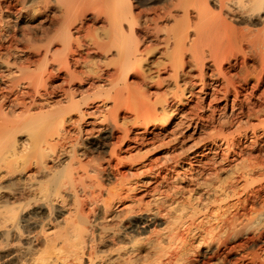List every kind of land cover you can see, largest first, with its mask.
Returning a JSON list of instances; mask_svg holds the SVG:
<instances>
[{
	"label": "bare ground",
	"instance_id": "bare-ground-1",
	"mask_svg": "<svg viewBox=\"0 0 264 264\" xmlns=\"http://www.w3.org/2000/svg\"><path fill=\"white\" fill-rule=\"evenodd\" d=\"M60 1H63V0H60ZM75 1H73V2H75ZM112 1H113L114 8H115V12H113V13H115L114 17L117 18L116 19L117 23H115V24H117V25H115L116 29H117V35H115L116 39L114 42H115V44H117L116 47H118V48H116V49L114 48V49L115 50L118 49L117 50L118 51L117 56H118L119 62H117L118 65L116 67H118V69L120 71L119 72L120 78L116 80L115 78H117V77H115L114 80H116V81L112 82V84H110V85H112L113 87L116 88V86L121 83L123 85V87L117 88V90L114 93V96H112L113 99H112V97L110 98L113 101L112 106L108 110V115L111 116L110 119L108 116L105 115V113H102L101 114L102 116H99L100 114L98 115L96 110H94L96 108H94L93 111L92 110L91 111L90 110L84 111L85 110L84 107H87L89 103L86 100V98L84 97V95L81 96V94H80L79 97H81V98H80V100L78 99L79 101L75 102V100H74V101H72V103L69 102L70 104H72L71 106L74 105V109H72V110L76 111L78 113V116L76 117L77 119L74 121H71L72 123L70 122L72 124V129H70V130L65 129V126L67 125L65 123V122H67L65 120V115L69 116L68 114L71 111L69 108L66 109V107H64L65 109L60 110L62 112V114H59L60 117H59V121L57 123L58 125L61 124L60 127L57 128L58 133H55V127H56L55 125H57V124H55V122L57 121V119L55 121V117L57 114L55 113V108H52V107L49 108L50 106L48 107L49 109H47L46 111L43 112V110L42 111L40 110L39 111L40 113L35 112L34 115L31 114L32 116H29L30 112H27L26 114H28V117L25 114L26 116H24V117H26V118H22V119H18V120L14 119V120H16L17 123L15 122L16 124L13 123V126H11L12 120H10L11 121V123H10V121L8 120L9 116L6 119L8 111L12 112V111H14L13 109H15V108H21L23 110L30 111L31 109L36 108V104L33 101L34 99L29 101L28 104L26 103L27 101L25 102L22 99L19 100V98H21V97L18 98L17 95H19V94H17L15 97H12V99H11L10 94H12V91H14V93L17 92V90L15 91L13 89L11 91V89H10L11 85L10 84H13L12 82L11 83L8 82L10 84L7 83L8 86L10 85V87H7L6 85H4V87L1 88L2 90L0 91V171L2 169H3V171L5 170L4 171L5 174L0 175V180L4 179V177H6V176L12 177L13 175L18 174V173H22V172L24 173V177L21 179V181H22L20 183L21 187L19 186L20 190L16 188V190H19L18 193L13 192L14 194H10L9 196H7L5 198H2V196L4 197L5 195H3V194H2V196L0 195V223L3 222V224L0 225V241H2V243L4 241V245L2 246V248H0V264H264V257H261V255L257 251V250L260 251L262 249L259 247V245H262V246L264 245V195H263L264 194V145L261 148V150L259 149L260 154L259 155L255 154V155H257L256 157L254 156V154H253V156H254L253 158H252V156L250 157V155L249 156L246 155L249 158L248 159L245 158L246 160L243 159V160H245V162L242 164L241 168L240 169L238 168L237 169L238 171L234 172L237 176L233 173V175H234L233 178H236V177L238 179L240 178L239 180H241V178H244L245 175L250 176L251 174H253V176H254L255 173L258 174V176L263 175V178L262 177L258 178V180L247 179L245 177L246 178L245 184L240 189L241 192H239L238 187H237V183L239 182V180H235L232 177L229 180H224L222 183H219V185H217L215 187H213L211 183H199V181L197 180L198 178L196 179V182H195L196 190H198L199 188L200 189L203 188V192H205L207 195L209 192H212L214 195H218V197H220L219 198L220 201L216 205L217 206L216 211L218 210L219 212L216 214L215 217H212V215L210 214L209 208L211 207V205L214 203V200H216V199L210 200V198L207 196L204 197V196H201V194H198V195L196 194L197 195L196 197H195V195H193L195 198L194 197L192 198L191 196L188 197L187 203H189L190 206H192V207L190 210H188L189 212H187V214H185L184 217H182V215L180 213L176 214V215L173 214L174 216L172 217V215L170 216V214L168 212L163 211L164 213L161 212L162 215H160V212H154L153 214L151 213V219H149V220L145 219L144 221L139 222V219L136 218L135 216H131V218H129V220H128L126 218V215H128V213L134 212V209H135L133 207V204L135 203V200H134L135 198H134V196H130L129 192L132 193V192H136V191L137 192L142 191L146 197L147 194H149L150 192H152L154 190L151 191V189H149V184H148L149 182L147 183L146 181L145 182L140 181V183H138V184H131L130 180L127 179V176L122 174V172H121L122 170H119L118 166H119V164L121 165V162H122L120 157H123V156L119 157L120 153H122L124 150L125 153L129 154L128 153L129 150H131L134 146L129 147L128 149H125V147H127L126 144L129 143V141H130L129 134H131V132L129 133V131L126 127L123 128V126H119L117 121H116L117 116H115L116 111H118V109L122 105H125L124 104L125 102H123V99H121V97H119V96L123 95V93H129V91L132 87V86L128 85L129 84L127 82L128 77H130L131 75H134V73H137V75L140 74L141 78H142L141 79L142 84H146L147 82L153 81V80H155V78L158 77V76L155 77L154 75L151 76L149 74L150 73L149 68L145 67V65H148L147 63H148L149 58L147 59V56H149L153 53V51H154L153 49L157 45H162L163 47H165V53H169V55L167 56L168 57L167 60L169 62V66H170L172 73H173L171 78L175 81L176 84H177L178 80L180 81V79H179L180 75H182V73H184L182 71V69L185 67L183 58L184 59L188 58V61L191 64H193L194 68L199 69L198 75L194 76L193 79L203 81L205 78V75L207 77V74H206L207 71H205V70L209 69V66L211 64L214 67H218L219 64L224 62L225 55H226L224 53H226V52H224L223 50L231 49L232 52H233V50H234V52H235V50L236 51L238 50L237 52H239V54H242L244 56L245 51H242L243 44H246L247 46H250L254 49H258L257 50V51H259V52H257L259 54V56H258L259 61L258 62L261 65V67H263L262 69L264 70V35H263L264 32L262 31L263 34H261L262 32L253 33L252 32L253 30L249 31L251 29L249 27H248L249 30L247 29V27H243L246 29H244L243 31L242 30L239 31V29L236 30L235 28H233L234 26L231 25V22L233 23V22L241 21L242 23L246 22V24L247 25L249 24V26H250L255 22V19L259 18V16L262 20H264V0H169L168 2H166V0H163L164 4L166 3V5L164 6L162 4L163 6L162 5L161 6L163 8H159L158 10H154L152 15H147L146 18H144L146 20L143 19L144 22L142 21V23L140 22L141 21V18H140L141 13H140V15H136V13L134 15V13H133L134 8H133L132 0H112ZM63 2H64L62 4L63 9L65 11H68L70 8V11H71V6L73 3L72 0H64ZM142 2H146V1H142ZM20 3H21V1H20ZM58 3H60V2H58ZM77 4H78V2H77ZM109 4H111V3H109ZM138 4H140V3H138ZM44 5H46V3H44ZM196 5L198 6V8ZM191 6H193V9L196 6V8L194 9L193 12L189 11V8ZM23 7L24 6H22V8ZM72 7H74V6H72ZM108 7H110V5ZM158 7H160V6H158ZM158 7H156V8H158ZM170 7L176 8L177 10L179 9L180 12H182V16H183V18L181 16L182 20H179L180 18H178V19L175 18L176 14L174 15L173 11L176 12V10H173ZM22 11H19V12H22ZM60 11H61V9H60ZM144 11H145V9H144ZM33 12H34V10H33ZM147 13H149V12H147ZM67 15H69V13ZM110 15H112L111 12H110ZM178 16H180V15L178 14ZM67 17H69V16H67ZM70 17H71V15H70ZM70 17H69V19H70ZM73 18L71 17L70 20H72ZM192 18L198 19L199 23L196 22L197 20L196 21L193 20L194 22L197 23V24H195L192 21ZM64 19H65V17H64ZM77 19L78 18H76V20ZM172 20L174 22V25H176V28H175V26H170L169 28H167L165 26L166 28L163 29L162 28L163 25H162V27H161V25L159 26V22L161 24L162 23L166 24V22L171 23ZM262 20H261V22H262ZM55 21H57V19ZM58 21H60V19ZM58 21L56 23H58ZM70 22H72V21H70ZM74 22H75V20H74ZM76 22H78V21H76ZM114 22H115V19H114ZM66 23L68 24V21ZM70 24H69V26H70ZM69 26L68 25L65 26L62 29V31L59 29L61 31V33H59L60 35H58V36L61 37L62 43L64 42L63 45L66 42L67 45L69 44L72 46V43L70 41H69V43H68V41H66L68 39V37L70 36L69 32L71 30H70ZM116 29H115V31L113 30V32H116ZM260 30H261V28H260ZM162 31L164 34L160 35V32L162 33ZM245 31H247V32H245ZM112 35L114 36V34H112ZM56 36L57 35H55V39H57V37H58V36L57 37ZM192 36H193V38H192ZM57 40H59V39H57ZM71 41H72V39H71ZM51 42H53V41H51ZM51 42H49V43H51ZM67 45L65 44L64 45L65 47L64 46L63 47L68 48ZM172 48H174L173 52H171ZM9 49H10V47H9ZM70 49H69V51H70ZM102 49H104V48H101V50ZM231 50H229V51H231ZM106 51H109V50H106ZM250 51L253 52V50H250ZM71 52L75 53V52H73V50ZM56 53H55V55H56ZM205 53H207V55H205ZM63 54H65V53H63ZM50 55L52 56L53 54L51 53ZM205 56L208 57L207 59H210V61H211V64H209L208 68L206 67V64H204L205 63L204 59L206 58ZM42 57H43V55H42ZM59 57L61 59L62 54H61V56L59 55ZM64 57H65V55H64ZM43 58H45V56ZM43 58H42V60H43ZM46 59H47V56H46L45 60ZM0 60H1V58H0ZM57 60H59V59H55V61H57ZM64 60L65 59H63V62L65 63ZM234 60H235V58H234ZM26 62H28V61H26ZM38 62H40V60ZM47 62H46V64H48ZM109 62L110 61H108L107 64H109ZM206 62H207V60H206ZM58 63H57V65H58ZM60 63H62V61ZM64 63H62V65ZM67 63H65V64H67ZM77 63H79V62H77ZM150 63H152V62H150ZM164 63H166V62H164ZM12 64H15V63H12ZM41 64H43V62ZM65 64H64V67L66 68L69 63L67 65H65ZM154 65L156 67H159L163 64L161 62H159V63H156ZM189 65H187V66H189ZM44 67H45V65H44ZM44 67H40V68L44 69ZM64 67H62V68H64ZM214 67H212V68H214ZM60 68H61V65H60ZM68 68H69V66L66 68L67 73H68ZM218 68H217V71H218ZM27 69H29L28 66H27ZM43 69H41V70H43ZM45 69H46V67H45ZM116 70H117V68H116ZM251 70H252L251 68L249 69L247 67V70H245L244 74L242 73L243 74L242 75L243 76L242 82H243V85L245 86V84H249V82L251 80H254L253 82H255L254 85L256 87L258 82L260 81V77H259V75L257 76V74H258L257 72H256L257 74L255 73L256 75H253L251 73L252 72ZM260 71H262V70H260ZM45 74H46V75H44L45 77L46 76L49 77L48 75L50 73L48 74V72H47ZM117 75H119V74H117ZM185 75H186V73H185ZM51 76H52V72H51ZM187 76L189 77V74ZM210 76H212V75H210ZM216 76H217V78H221L223 80L222 81L223 82L222 83L223 91L228 96L231 88L233 89V87H234L233 86L234 82L230 78L226 77V74L223 72V70L219 71L216 74ZM31 77H35V75L30 76V78ZM70 77L74 78L76 76H70ZM79 78H78V81H79ZM13 79H15V78H13ZM31 80H32V78H31ZM74 80H72V81H74ZM216 80H218V79H216ZM16 82H18V81H15V83ZM39 82H40V79H39L38 83H37V79H36L37 85H34V93L37 95L38 99L45 100L46 98L47 99L48 98L49 99L54 98L55 97V89L48 91V89H47L48 87L46 88V79L42 80L40 84H39ZM18 84L19 83H17V85ZM188 85H189V87H187L186 89H183L182 91H180L179 86H176V90H177L176 92L180 91L182 97L184 94H187V93L190 94V91H192V89H190V88H192L193 86L190 83ZM205 85H206V83H205ZM212 85L214 86V84H212ZM15 86H13V87H15ZM210 86H211V84H210ZM215 86H217V85H215ZM207 87H208V85H207ZM241 88H243V87H241ZM41 90H43V93L40 92ZM185 90L187 91L186 93H184ZM216 91H217V89H216ZM218 92H219V90H218ZM236 92H237V89H236ZM70 93L73 94L75 92H70ZM233 93H235V92H233ZM35 94H33V95H35ZM72 94H69V95L72 96ZM191 94H192V92H191ZM235 94H239V93H235ZM28 95L29 94H27L26 98H28ZM13 96H14V94H13ZM66 96H67V93H66ZM66 96H65V98H66ZM71 96H69V98ZM185 96L186 95H184V97ZM232 96L234 99L236 98V97H234V95H232ZM32 98H33V96H32ZM69 98L67 100H69ZM174 98H176L177 104L183 102V99L181 97H179L178 93L174 94ZM237 98H238V95H237ZM237 98H236V100H237ZM30 99H31V97H30ZM72 99H73V97H72ZM46 101H48V100H46ZM52 101H53V99H52ZM168 102H170V101H168ZM168 102L166 99H162V100L156 99L154 101H151L148 97L142 96L141 100L138 103L133 102V104H131V106H132V111L140 110L143 112H152V113L156 114L157 108L158 107H164L165 108V106L168 105L167 104ZM37 105H39V104H37ZM127 105H129V104H127ZM197 106H198V104H197ZM197 106H196V108H197ZM208 106H209V104H208ZM53 107H54V105H53ZM82 107L84 108V110L82 109ZM201 107H203V105L200 106L199 109H201ZM42 108H43V106H42ZM234 108H232V109H234ZM247 108L248 107H246V109ZM261 108H264V107H261ZM204 109L206 110L205 107H204ZM235 109H237V108H235ZM240 109H241V107H240ZM239 110H237V111H239ZM248 111H245V112H246V114L248 113V115H249ZM170 112H171V110H170ZM196 112H197V110H196ZM198 112H199V110H198ZM254 113L252 112L250 114L252 115ZM263 113H264V110H263ZM154 114H152L153 116H151L149 119L143 120V121H139L136 118L133 124H137V125L141 126V128L143 127L144 128L143 130H146L148 132V134L153 135L154 128L152 127L153 128L152 131H149V128L151 127V125H154V127H155V124H157L156 126H158V123H159ZM246 114H245V116H246ZM256 114H258V112H256ZM8 115H10V114H8ZM12 115L13 114L11 113L10 117ZM23 115H24V113H23ZM23 115H22V117H23ZM241 115L243 117L242 113H241ZM210 116H212V115H210ZM13 117L16 118L14 115H13ZM18 117L20 118L21 116H17V118ZM227 117H228V115H227ZM250 118L251 117H249V120H250ZM11 119H12V117H11ZM85 119H88V121L84 122ZM191 119H193V118H191ZM230 120H231V118H230ZM109 121H110L111 125L107 126V123H109ZM81 122L86 123V127L88 126L89 128L83 127L81 125ZM173 122H174V117L168 116L166 121L162 123L161 130L168 128L169 126H171V124ZM186 122H184L185 123L184 126H186L188 129V126L190 124H193V123H190L191 122L190 121L189 122L190 124H189L188 120ZM221 124H222V126L228 125V123H226V122L223 123L222 121H221ZM260 125H262V124H260ZM217 126H218V124H217ZM222 126L221 127L218 126V127H220L222 129ZM238 126H240V124ZM238 126H237V128H241ZM186 127L183 129H186ZM235 128H236V126H235ZM247 129H248V127H247ZM116 130L119 131L120 134L117 135L116 134L117 132H115ZM146 131H144V132H146ZM239 131L240 130L237 129L236 133L239 134ZM251 133H253V132H251ZM262 133H263V131H262ZM16 134H19V135L23 134L24 140H22V141L16 140V137L18 136ZM242 135H243V139L246 138V133H244ZM55 136H57L59 138L57 140L56 144H55ZM158 136L159 135H157V137ZM231 136H233V134H231ZM248 136H250V135H248ZM253 136H254V134H253ZM141 137H142V135H141ZM255 137H256V135L254 136V139H255ZM259 137H261V136H259ZM138 138H139V136H138ZM240 138H242V137H240ZM249 138L250 137H248V139ZM131 139H133V138H131ZM233 139H235V138H233ZM257 139H260V138H257ZM86 140H88V142H86ZM142 140H143V138H142ZM227 140L228 139H226V141ZM65 142H67L68 145H71V149L69 148L70 150L68 149L69 146H67L68 151H64L65 150L64 146H66ZM130 142L133 143L132 141H130ZM136 142L137 141H135L134 143H136ZM150 143H152V142H150ZM212 143H213L212 147H210V146L206 147V146L202 145L201 149L203 151H209V152L212 150L215 151L214 146L218 148V146L216 145L217 141L216 142L213 141ZM251 143H254V141ZM148 144L149 143H147L146 145H148ZM162 144H161V146H162ZM257 144H259V143L257 142ZM81 145L82 146L85 145L86 148L85 149L83 148L84 150L81 149L82 151L78 152L77 148H78V146H81ZM197 145H199V144H197ZM197 145H196V147H197ZM233 145H234V143L227 142L225 145L226 148H225V150H223L224 155H222L223 152H221L222 158L220 160L224 166L226 164L228 165V163H226L227 157H228V154L230 152L232 153L233 149H232V151H230V150H231ZM238 145H239V143H238ZM141 146H143V144ZM161 146L159 145V147H161ZM234 146H236V144ZM251 146L249 145L248 148ZM56 147H58L60 150L62 149L65 153H67L66 161L60 162V160H59L60 163L59 162H58L59 164L56 163L57 165H55V150H56L55 148ZM196 147L191 148V146H190L189 149L186 148L185 152L182 151L183 153H185V155L182 154L183 157H181L182 155L178 156L175 163H178L180 165V163H182V161L180 162V160H183L185 158L187 159V157H188L187 154L192 153L194 148L195 149L198 148V147L197 148ZM242 147H244V146H242ZM104 148L109 149L107 152L106 160L104 158L105 166L102 162L98 163L97 166H94V164H90L92 159H91V161H89L90 159L88 160V158H85L88 161L85 160V163L82 162L84 157H87V156L88 157H91V156L94 157L96 155L95 153H99ZM217 148H216V150L219 149V148L218 149ZM240 148L241 147H238V149H240ZM251 148L253 150V146ZM127 150H128V152H127ZM262 150H263V153L261 154ZM118 151L120 152L119 154H118ZM225 152H227V153L225 154ZM243 152H242V154H243ZM194 153H196V152H194ZM210 153H214V155H215V152H210ZM236 153H238V151ZM218 154H219V152H218ZM97 156H95V157L97 158ZM238 156H241V155H237V157ZM191 157H189V158H191ZM196 157H198V154H196ZM142 158L143 157H141L140 159H142ZM203 158H205V157H203ZM97 159H99V158H97ZM215 159H217V157ZM231 160H229L228 162H230ZM99 161H100V159H99ZM173 161H174V159H173ZM185 161H187V160H185ZM97 162H98V160H97ZM149 162H151V161H149ZM192 162H194V161H192ZM192 162H191V164H193ZM218 162H220V161H218ZM93 163H95L94 158H93ZM197 163H198V161H197ZM221 163H218V164H216L215 162L211 163V164H213L212 165V169H213L212 171H214L213 173L212 172L211 173L213 175V178H215L216 183L219 182L218 179H219V176H220L219 174L221 171V170L219 171V169L221 168L219 166V164H221ZM149 164H151V163H149ZM95 165H96V163H95ZM146 166H148V165H146ZM207 166L209 167V165H207ZM208 167L206 168L207 170L209 168H211V167H209V168ZM146 169H149V168H146ZM187 170H188V168H187ZM183 172H185V170H183ZM185 173L187 174V171ZM191 173H193V172H191ZM140 174H142V171L140 172ZM150 174H152V173H150ZM150 174L148 175V177L150 176ZM197 174H198V172H197ZM197 174H195V175H197ZM187 175H189V174H187ZM195 175H194V178L196 177ZM109 176H112L115 179V181L117 182V187H119V189L112 191L110 189H107L104 186L103 181L106 180ZM228 176L230 177V175H228ZM92 177H95V186H93L94 184L91 183V181L89 183H86V179L89 180ZM63 178L66 179L65 180V181H67L66 184L62 183ZM191 178H189V179L192 181ZM194 181L195 180H193L192 182H194ZM12 185H13V182H10L8 184V186H1L0 185V191L4 190L6 187L8 189ZM93 187H96V189L94 188L96 190V193H95L96 196H94L93 191H91V189ZM123 188H126V191H127L126 193H123ZM61 189H63L64 192H65V190L68 192L69 200H71V204H69L70 207H68V209L69 208L70 209L67 211L65 216H63V214L58 216V214H60V211L56 208V205H55L57 203V200L59 201V198H61V196L63 195V194H61V192L64 193ZM105 196H107L106 197L107 199L109 197L110 200L109 201L106 200ZM66 198H67V196H66ZM232 198L233 199L236 198V202L235 203L232 202L233 204H230L229 201H231L230 199H232ZM111 199H112V201H111ZM64 200L65 199H63V201ZM55 201H56V203H55ZM61 201H60V203H61ZM65 201H64V204H65ZM195 201H197L196 204H192V202H195ZM87 203H89V205L91 204L93 206V208L89 207V209L94 210V209L98 208V212L101 213L102 217L100 216L99 218L96 217V219L89 220L90 218L87 216L88 212L86 213V211H87L86 207L88 206ZM16 204H19V206L15 207ZM67 204L68 203H66V206H68ZM117 205H118V207L121 205V207H123L125 210L124 213L121 212L122 214H124L123 224L120 225V226H122V227H120L122 229V232H118V231L114 230L112 227H110L111 226L110 224H107V222L108 223L112 222V221L114 222V220L116 218L118 219V215L112 213V210H113L112 208H114V206H117ZM200 205L202 207H200ZM26 207L33 208V211L29 214H23L24 209ZM121 207H119V210ZM89 209H88V211H89ZM94 211H92V212L94 213ZM122 211H123V209H122ZM45 212H46V214H45ZM175 212H177V211H175ZM122 214H121V216H122ZM200 214L206 216L205 217L206 220L204 222H203V220H201V221L198 220V216ZM208 215H211V216H208ZM121 216H120V218L123 217V216L122 217ZM128 216L130 217V215H128ZM158 216H160V217H158ZM148 217H149V215H148ZM157 217L160 219H164L165 217H167V218L170 217L172 227L163 228V231H161L162 233H156L155 234L153 232H150L152 234H155V236H156L153 239H151V238L154 236H152L151 234H149L150 236H152L151 238L147 237V236L142 237V234L145 233V231L141 230V228H144V227H140L139 223L144 224L145 226H148V224L149 225L152 224L153 223L152 221H155V219ZM208 217L211 220H207ZM58 218L62 219L61 220L62 223L60 224V222H59V225L60 226L62 225L61 227L58 224L56 226L54 224V223H57V221L59 220ZM2 219H3V221H2ZM127 221H128V225H126ZM119 222H118V224H119ZM26 227H29V229H32V230H25ZM19 230L23 231L22 233L24 235L23 237L25 240L24 244L22 246H17V244L16 245L10 244V242L8 240L9 237L14 235L15 233H18ZM12 242H13V240H12ZM259 243H261V244H259ZM241 252L244 254L241 255L240 257L235 256L237 254H240ZM234 257H236V258H234Z\"/></svg>",
	"mask_w": 264,
	"mask_h": 264
},
{
	"label": "rangeland",
	"instance_id": "rangeland-1",
	"mask_svg": "<svg viewBox=\"0 0 264 264\" xmlns=\"http://www.w3.org/2000/svg\"><path fill=\"white\" fill-rule=\"evenodd\" d=\"M20 1H21V3H20ZM20 1L19 0H0V51H1L0 52V58H1V60H0V91L2 90L1 88H3L4 85H6L7 87H10V85H11V88H10L11 91H12V89L15 91L17 90V92H15V93H14V91H12V94H10L11 99H12V97H15L17 94L20 95V96L17 95L18 98L21 97V98H19V100L22 99L25 102L27 101L26 102L27 104L29 103V101L34 99L33 101L35 102L37 109L33 108L30 111H27V110H23L21 108H15V109H13L14 111H12V112L8 111L6 119L9 116L8 120L9 121L12 120V123L10 121L11 126H13V123L14 124L17 123L16 120L26 118V117H24L26 115L28 117V114H26L27 112H30L29 116H32L35 114V112L40 113L39 112L40 110L41 111L43 110V112H44L51 107L55 108V113L57 114V115L56 114L55 115H56V117L58 116L57 118L55 117V121L57 119L55 124H57L59 121V117H60L59 114H62V112L60 110L65 109L64 107H66V109L69 108L71 111L69 110L70 111V113L68 114L69 116L65 115V120L67 122L68 121L69 122L68 123L65 122L67 125L66 126L64 125V126H65V129L70 130V129H72V124H71L72 122L71 121H74L77 119L76 117L78 116V113L76 111L72 110V109H74V105L71 106L72 104H70L69 102L72 103V101H74V100H75V102L79 101L81 98V97H79L80 94H81V96L84 95V97L86 98V100L89 103L87 107H84L85 110L82 107V109L84 111H89V110L93 111V109L96 108L94 110H96L98 115L100 114L99 116H102L101 114L105 113V115L108 116L110 119L111 116L108 115V110L112 106V102H113L112 96H114V93L117 90V88L123 87V85L121 83H120L121 85L118 84L116 86V88L113 87L112 85H110V84H112V82H115L117 79L120 78V73H119L120 71H119L118 67H116L118 65L117 62H119V61H118V56H117L118 55V53H117L118 49L115 50L118 47H116L117 44H115V42H114L116 39L115 35H117V29L115 26V25H117V24H115V23H117L116 22L117 18L114 17L115 13H113V12H115L113 1L112 0H106V1L105 0H76V1L72 0V2L75 1L72 3V6H74V7L71 6V11L69 8V10H68L69 12L65 11L62 7L64 0L63 1H60V0H57V1L56 0H20ZM142 1H146V2H142ZM162 1L163 0H153V1L152 0L151 1L150 0H148V1L147 0H137V1L132 0V4H133V8H134L133 13H134V15H135V13H136V15H140V13H141V15H140L141 21L140 22L142 23V21L144 22V20H146L144 18H146L147 15H152L154 10H158L159 8H163L162 6L166 5V3L164 4V1L163 2ZM168 1L169 0H166V2H168ZM58 2H60V3H58ZM77 2H78V4H77ZM44 3H46V5H44ZM109 3H111L112 5ZM138 3H140V4H138ZM109 5H110V7H108ZM22 6H24V7L22 8ZM158 6H160V7H158ZM196 6L194 7V9L196 8ZM156 7H158V8H156ZM170 8H172L173 10H176V12L173 11V14L174 15L176 14L175 18H177V19L180 18L179 20H182V18H183L182 12H180L179 9H178L179 10L178 11L176 8H173V7H170ZM197 8H198V6H197ZM60 9H61V11H60ZM144 9H145V11H144ZM194 9H193V6H191L189 8V11L193 12ZM33 10H34V12H33ZM19 11H22V12H19ZM110 12L112 15H110ZM147 12H149V13H147ZM68 13H69V15H67ZM178 14L180 16H178ZM70 15L72 18L74 17L73 19L75 20V22L76 21H78V22L75 23L73 19L70 20L71 19ZM67 16H69L70 19ZM181 16H182V18H181ZM64 17H65V19H64ZM76 18H78V19L76 20ZM56 19H57V21L60 19V21H58V23H56L57 22V21H55ZM114 19H115V22H114ZM193 20L194 21L197 20L196 22L199 23L198 19L192 18V21ZM261 20L262 19L259 16L258 19H255V22L253 23L254 25L252 24L249 26V24L247 25L246 22L242 23L241 21L233 22V23L231 22V25L234 26L233 28H235L236 30L239 29V31L240 30L243 31L244 29H246L243 27H247L248 30H249V28H251L249 31L253 30L252 31L253 33H259L262 31L264 32V28H263L264 27V20H262V22H261ZM67 21H68V24L66 23ZM70 21H72V22H70ZM196 22H194V23L197 24ZM258 22L259 23L261 22V23L259 24ZM69 24H70V26H69ZM67 25L70 27V30L72 32L71 31L69 32L70 36L68 37V39L66 41H68V43L70 41L72 43V46L69 44L67 45V43L65 42V44L68 46V48H64L65 44L63 45L64 42L62 43L61 37H59L58 35H60L59 33H61L62 29ZM160 25H161V27L163 25V27H162L163 29L166 27L169 28L170 26H175V28H176V25H174L173 20L171 23L166 22V24L165 23L161 24L159 22V26ZM260 28H261V30H260ZM115 29H116V32H113V30L115 31ZM245 32H247V31H245ZM263 32L261 34H263ZM112 34H114V36ZM161 34L162 35L164 34L163 31H162V33L160 32V35ZM55 35L58 36V37L57 36L56 37L59 40L55 39ZM192 38H193V36H192ZM71 39H72V41H71ZM51 41H53V42H51ZM49 42H51V43H49ZM246 46H247L246 44H243V46H242V51H245L244 53L246 54V55L244 54V56L242 54H239V52H237L238 50L237 51L235 50V52H234V50L232 52L231 49L223 50L224 52H226V53H224L226 55H225L224 62L219 64L220 66L218 65L219 68L214 67L211 64L210 59H207L208 57L205 56L206 57L205 59L207 60V62L204 59V62H205L204 64H206L207 68H208L209 64H211L210 65L211 67L209 66V69L205 70V71H207L206 72L207 77L205 75V78L203 81L193 79L194 76L198 75L199 69L194 68L193 64H191L188 61V58H185V59L183 58L185 67L182 69V71L184 73L181 72L182 75H180V78H179L180 81L178 80V82L176 84L175 81L171 78L173 73H172V70L169 66V62L167 60V58H168L167 56L169 55V53H165V47H163L162 45H157L153 49L154 50L153 53L151 55L147 56V59L149 58L148 63H147L148 65H145V67L149 68V70H150L149 74L151 76L154 75L155 77L156 76H158V77L155 78V80H153V81L147 82L146 84H142V80H141L142 78H141L140 74L137 75V73H134V75H131L130 77H128V81H127L129 83L128 85H130L132 87H131L129 93H123V95L119 96V97H121V99H123V102H125L124 103L125 105H122L118 109V111H116L115 116H117L116 121H117L118 125L123 126V128L126 127L129 131V133L131 132V134H129V137H130V141H132L133 143H131L129 141V143L126 144L127 147H125V149H128L129 147H133V146L135 148L133 147L132 148L133 150L131 149V150H129V152L127 150V152L129 154L125 153L124 150L122 152L123 154L118 151V154L120 153L119 157L123 156V157H120L122 162H121V165L119 164L118 167H119V170H122L121 171L122 174L127 176V179L130 180L131 184H138V183H140V181H144V182L146 181L147 183L149 182L148 183L149 189H151V191L154 190V191L150 192L149 194H147L146 197L142 191H138V192L136 191V192H132V193L129 192L130 193L129 195L134 196V198H135L134 199L135 203L133 204V207L135 209H134V212L128 213V215H130V217L128 215H126V218L128 220H129V218H131V216H135L136 218H138L139 222L144 221L145 219L149 220V219H151V213L153 214L154 212H160V215H162L161 212H163V211L168 212L170 214V216L172 215V217L176 214H179V213L182 215V217H184L185 214H187V212H189L188 210H190L192 207V206H190L189 203H187L188 197L191 196L193 198L194 197L193 195H195V197H196L198 194H201V196H204V197L207 196L210 198V200L216 199V200H214V203L209 208L210 214L212 215V217H215L216 214L219 212L218 210L216 211V209H217L216 205L219 203L220 197H218V195H214L212 192H209L207 195L205 192H203L202 187H201L202 189L199 188L198 190H196V185H195L196 179L198 178L197 180L199 181V183H211L212 186L215 187V186L219 185V183H222L224 180H229L231 177L233 178V176H234L233 173L238 171L237 169L238 168L240 169L242 164L245 162V160L249 158L246 155H248V156L250 155V157L252 156V158H253L254 156L256 157L257 155L260 154L259 149L261 150V148L264 145V142H263L264 141V113H263L264 108H261V107H264V72H263L264 70L262 69L263 67H261V65L258 62L259 61V59H258L259 54L257 53V52H259V51H257L258 49H254L250 46H247V47ZM9 47H10V49H9ZM101 48H104V49L101 50ZM69 49H70V51H69ZM249 49L253 50L254 53L252 51H250ZM72 50L75 53H72L71 52ZM106 50H109V51H106ZM229 50H231V51H229ZM173 51H174V48L171 49V52H173ZM51 53L53 54L52 56L50 55ZM55 53L57 56L55 55ZM60 53L62 54L61 59L59 57V55L61 56ZM63 53H65V54H63ZM42 55H43V57L45 56V58L47 56V59L45 60V58H43ZM64 55L66 58L64 57ZM205 55H207V53H205ZM42 58H43V60H42ZM234 58H235V60H234ZM55 59H59V60L55 61ZM63 59H65L64 60L65 63L68 62L69 64L68 63H67L68 65L65 64L63 62ZM39 60H40V62H38ZM60 60L62 61V63L67 65V67L69 66L68 73L66 72L67 67L65 68L64 64L62 65V63H60L61 62ZM26 61H28V62H26ZM41 61L43 62V64H41L42 63ZM76 61L79 63H77ZM108 61H110L111 63L109 62V64H107ZM46 62L49 65L46 64ZM150 62H152V63H150ZM159 62H161L163 65L156 67L154 64L159 63ZM164 62H166V63H164ZM185 62L186 63L188 62V63L186 64ZM12 63H15V64H12ZM57 63H58V65H57ZM59 64L61 65V68H60ZM44 65H45L46 69H45ZM187 65H189V66H187ZM27 66L29 69H27ZM246 66L249 69L250 68L252 69L251 73L253 75H256L258 73L257 76L259 75V77H260V81L258 82L256 87L254 85L255 82H253L254 80H251L249 82V84H245V86L243 85V82H242L243 76L242 75L244 74L245 70H247ZM40 67H44V69L40 68ZM62 67H64V68H62ZM212 67H214V68H212ZM116 68H117V70H116ZM217 68H218V71H217ZM41 69H43V70H41ZM222 70L226 74V77L230 78L234 82V85H233L234 87H233V89L231 88V90L229 92L230 96L229 95L227 96L223 91V86H222L223 80L221 78H217V76H216V74ZM260 70H262V71H260ZM47 72H48V74L50 73L49 75L47 74L49 77L44 76V75H46L45 73H47ZM51 72H52V76H51ZM185 73H186V75H185ZM117 74H119V75H117ZM188 74H189V77L187 76ZM32 75H35V77H31L32 78V80H31L30 76H32ZM210 75H212V76H210ZM70 76H76V77L73 78ZM115 77H117V78H115ZM13 78H15V79H13ZM69 78L70 79L72 78V79L70 80ZM78 78H79V81H78ZM114 78L116 80H114ZM36 79H37V83L40 79L39 84L41 83L42 80L46 79V88L48 87L47 88L48 91L55 89V97L50 98V99L46 98L45 100L38 99L37 95L34 93V85H37ZM216 79H218V80H216ZM72 80H74V81H72ZM15 81H18V82L15 83ZM8 82H10V83L12 82L14 85L10 84ZM7 83L10 85L8 86ZM17 83H19V84L17 85ZM189 83L192 84V86H193L192 88H190V89H192V91H190V94L189 93L184 94L186 96L184 97V95H183V97H182L180 91L189 87V85H188ZM205 83H206V85H205ZM210 84H211V86H210ZM212 84H214V86ZM12 85L13 86L16 85V86L13 87ZM207 85H208V87H207ZM215 85H217L218 87ZM176 86H179V88H180L179 92L180 93L176 92L177 91ZM241 87H243V88H241ZM216 89H217V91H216ZM236 89H237V92H236ZM218 90H219V92H218ZM40 92L43 93V90H41ZM70 92H75V93L72 94ZM186 92L187 91L185 90L184 93H186ZM191 92H192V94H191ZM233 92L239 93V94H235ZM66 93H67V96H66ZM175 93H178L179 97H181L183 99L182 103L177 104V100H176V98H174ZM13 94H14V96H13ZM27 94H29L28 98H26ZM33 94H35V95H33ZM69 94H72V96ZM232 95H234V97H236V98L238 95L237 100H236V98L234 99ZM32 96H33V98H32ZM65 96H66V98H65ZM69 96H71V97L69 98ZM142 96L148 97L151 101H154L156 99L157 100L166 99L167 102L168 101H170V102L167 103L168 105L166 104L167 106H165V108L164 107H158L156 114H154L152 112H143L140 110L132 111L131 104H133V102L138 103L141 100ZM30 97H31V99H30ZM72 97H73V99H72ZM111 97H112V99H110ZM68 98H69V100H67ZM52 99H53V101H52ZM46 100H48V101H46ZM37 104H39V105H37ZM127 104H129V105H127ZM197 104H198V106L203 105V107H201V109H199L200 106L198 107ZM208 104H209V106H208ZM53 105H54V107H53ZM42 106H43V108H42ZM196 106H197V108H196ZM204 107L206 108V110L204 109ZM234 107L237 109H235ZM240 107L242 110L240 109ZM246 107H248V108L246 109ZM232 108H234V109H232ZM170 110H171V112H170ZM196 110H197V112H196ZM198 110H199V112H198ZM237 110H239V111H237ZM245 111H248L250 116L248 115V113L246 114ZM255 111L258 112V114H256ZM252 112L253 113L255 112L254 114H252L253 116L250 114ZM11 113L16 118H14L12 115L11 116L12 119H11V117H10ZM23 113H24V115H23ZM241 113L243 114V117H242ZM8 114H10V115H8ZM152 114H154L156 116V119L159 122L158 126H156L157 124H155L156 128L154 127V125H151V127L149 128V131H152L154 128L153 135L148 134V132L146 130H143L144 129L143 127L141 128V126H139L137 124H133L136 118L139 121H143V120H147L151 116H153ZM245 114H246V116L247 115L248 116L246 117ZM22 115H23V117H22ZM210 115H212V116H210ZM227 115H228V117H227ZM17 116H21V117L17 118ZM168 116L174 117V122L168 128L161 130L162 123L166 121ZM249 117H251L250 120H249ZM191 118H193V119H191ZM230 118H231V120H230ZM14 119H16V120H14ZM187 120H188V123L190 121H191L190 123H193V124L189 123L191 126L189 125L188 129L186 126H184L185 125L184 122H186ZM85 121H88V119H85L84 122ZM221 121L223 123H225V122L228 123V125L222 126ZM217 124L220 127L222 126V129L220 127H218ZM239 124H240V126H238ZM260 124H262V125H260ZM60 125L61 124L55 125L56 126L55 127V133H58L57 128L60 127ZM81 125L85 128H89L88 126L86 127V123L81 122ZM110 125H111V123L109 121V123H107V126H110ZM235 126H236V128H235ZM237 126L241 127V128H237ZM185 127H186V129H183ZM247 127L250 131L247 129ZM237 129L240 130L239 134L236 133ZM144 131H146V132H144ZM262 131H263V133H262ZM115 132H117L116 133L117 135L120 134V132L117 130ZM251 132H253V133H251ZM244 133H246V138L243 139L242 134H244ZM231 134H233L234 137L231 136ZM253 134H254V136L256 135L255 139H254ZM16 135L19 136V137L15 136L16 140H18V141L24 140L23 134L22 135L20 134L21 136L19 134H16ZM141 135H142V137H141ZM157 135H159V136L157 137ZM248 135H250V136H248ZM138 136H139V138H138ZM259 136H261V137H259ZM232 137L235 139H233ZM240 137H242V138H240ZM248 137H250L249 138L250 140L248 139ZM131 138H133L134 140ZM142 138H143V140H142ZM257 138H260V139H257ZM58 139L59 138L57 136H55V144L57 143ZM226 139H228V140L226 141ZM135 141H137L140 145L137 142L134 143ZM213 141L214 142L217 141L216 145L219 148L218 149L217 147L214 146L215 151H213V150L210 151V152H215V155H214V153H210L209 151H203L201 149L202 145H204L206 147H208V146L212 147ZM250 141L251 142L254 141V143H251ZM86 142H88V140H86ZM150 142H152V143H150ZM227 142L234 143V145L236 144V146H234V145L232 146L230 151H232V149H233V151L235 149L236 150L234 152L232 151V153L229 151L230 153L228 154L227 162H226V163H228L229 166L225 162L224 163L226 165L224 166L221 163L220 159L222 158L221 156L224 155L223 150H225V148H226L225 145ZM257 142L259 144H257ZM147 143H149V144L146 145ZM196 143L199 145H197ZM238 143H239V145H238ZM65 144H66V146H64V148H65L64 151H68L67 146H69L68 149L69 148L71 149V145H68L67 142H65ZM142 144H143V146H141ZM161 144H162V146H161ZM195 144L197 145L198 148L196 147ZM159 145L161 147H159ZM249 145L253 146V150L251 148L252 146L248 148ZM190 146H191V148H193V147L197 148V149H195V148L193 149V151L195 150L194 152H196V153H194L193 151H192V153H188L187 159L185 158L183 160H180V162L182 161V163H180V165L178 163H175L178 156H181L182 154L185 155V153H183L182 151L185 152L186 148L189 149ZM242 146H244L245 148ZM238 147H241L240 148L241 150L238 149ZM83 148L85 149L86 146L85 145L78 146V148H77L78 152H81L82 151L81 149H83ZM216 148L218 150H216ZM55 149H56L55 150V165H57L56 163H58L59 160H60V162L66 161L67 153H65L62 149L60 150L58 147H56ZM108 150H109L108 148H104L100 152L98 151L99 153H95L96 155L94 154L95 156L98 155L97 158H99L100 161L94 155H93L94 157L91 156L92 158L87 156V157H84V159L82 158L83 160L82 159L81 160L83 163H85V160L88 161L90 159L89 161H91V159H92L90 164H94V166H97L98 163L102 162L105 166V160L107 158ZM217 151L219 152L220 155L218 154ZM237 151H238V153H236ZM221 152H223L222 155H221ZM242 152H243V154H242ZM226 153L227 152H225V154ZM262 153H263V150H262L261 154ZM196 154H198V157H196ZM230 154L231 155L233 154L232 155L233 157ZM253 154H254V156H253ZM255 154H257V155H255ZM183 155L181 157H183ZM237 155H241V156H238L239 157L238 158ZM141 157H143V158L145 157L146 159L145 158L140 159ZM189 157H191V158H189ZM203 157H205V158H203ZM214 157L215 158L217 157V159H215ZM85 158H88V160ZM93 158H94V162L96 163V165H95V163H93ZM104 158H105V160H104ZM234 158L235 159L237 158V159L235 160ZM173 159H174V161H173ZM243 159H245V160H243ZM97 160H98V162H97ZM185 160H187V161H185ZM229 160H231V161L228 162ZM149 161H151V162H149ZM192 161H194V162H192ZM197 161H198V163H197ZM211 161L215 162L216 164H218V163L222 164V165L219 164V166L222 168L221 169L219 167L220 168L219 171L221 170L222 172L220 171V174H219L220 176L218 179L219 182H217V183L215 181V178H213V175H212V173L214 171H212L213 170L212 169L213 164H211L212 163ZM218 161H220V162H218ZM191 162L193 164H191ZM149 163H151V164H149ZM146 165H148V166H146ZM207 165H209V167H211V168H209ZM206 166L209 168L208 170L206 169L207 168ZM146 168H149V169H146ZM187 168H188V170H187ZM183 170H185V172L187 171V174H189V175H187L185 172H183ZM4 171L2 169L0 171V175L1 174L4 175L5 174ZM141 171H142V174H140ZM191 172H193V173L195 172V173L193 174ZM197 172L199 175L197 174ZM150 173H152V174H150ZM149 174H150V176L148 177ZM195 174H197V175H195ZM194 175L196 176L195 178H194ZM228 175H230V177ZM23 177H24V173L22 172V173L15 174L12 177L6 176V177H4V179H1L0 180L1 186H8V184L10 182H13V185L10 187L11 189L10 188L7 189V187H6L4 190L0 191L1 196H2V194L5 195L4 197L2 196V198H5V197L9 196L10 194L18 193V191L20 190V187H21V185H20V183L22 182L21 179ZM109 177L103 181L104 186L107 189H110L112 191L119 189V187H117V182L115 181V179L112 176H109ZM245 177L247 179L258 180V178H261V177L263 178V175L258 176V174L255 173L254 176H253V174H251L250 176L245 175ZM245 177L241 178V180H239L240 178L238 179L237 177H236L237 179L233 178L235 180H239V182L237 183V187H238L239 192H241L240 189L245 184V179H246ZM92 178H90L89 180L86 179V183H89L91 181V183L94 184L93 186H95V177H92ZM189 178H191L192 181L193 180H195V181L192 182ZM65 180L66 179L63 178V180H62L63 184L64 183L66 184V182H67ZM16 188L19 190H16ZM94 188L96 189V187H93L91 189V191H93L94 194L93 193L92 194L94 196H96V194H95L96 190ZM61 190L64 192L63 189H61ZM65 192L64 193L61 192V194H63V195L61 196V198H59V201L57 200L58 204L55 201L56 208L60 211V214H58V216H60L62 214H63V216H65L67 211L70 209V208L68 209V207H70L69 204H71V200H69L68 192L66 190H65ZM126 192H127L126 188H123V193H126ZM66 196H67V198H66ZM106 197L107 196H105V199L109 201L110 200L109 197H108V199ZM62 198L66 200V201L64 200L65 204H64V201ZM232 199H230L231 201H229L230 204H233L232 202H234V203L236 202V198H234L235 200L234 199L232 200ZM60 201L62 204L60 203ZM111 201H112V199H111ZM196 202L197 201L192 202V204H196ZM66 203H68L67 204L68 206H66ZM87 204H88V206L86 205L87 211L86 210L85 211H86V213L88 212L87 216L90 218L89 220L96 219V217L99 218L100 216L102 217L101 213L98 212V208L94 209L95 210L94 211L93 209H89V207L93 208V206L91 204H90L91 205L90 206L89 203H87ZM18 206H19V204L15 205V207H18ZM119 207H121V205ZM119 207L117 205V206H114V208H112L113 209L112 213L117 214L118 219L116 218L114 220V222L112 221L113 223L107 222V224H110L111 225L110 227H112L114 230H116L118 232H122V229L120 228L122 226H120V225L123 224L124 214H122V213H124L125 210L123 207H121L119 210ZM200 207H202V206L200 205ZM87 208L89 209V211ZM122 209H123V211H122ZM32 211H33V208L26 207L24 209L23 214H29ZM92 211H94V213ZM175 211H177V212H175ZM45 214H46V212H45ZM121 214L123 217L121 216ZM148 215H149V217H148ZM211 215H208V216H211ZM120 216L122 218H120ZM158 217H160V216H158ZM158 217L155 219V221H152L153 222L152 224H150V225L148 224V226H145L144 224L139 223L140 227H144V228H141V230L145 231V233H143L144 235L142 234V237L147 236V237L151 238L152 236H154L151 238V239H153L156 237L155 236L156 233H162L161 231H163V228L172 227L170 217H168V218L165 217L164 219H160ZM205 217H206L205 215L200 214L198 216V220L199 221L203 220V222H204L206 220ZM61 218H58L59 220L57 221V223H54L55 226L57 224L59 225V222H60V224L62 223L61 220L63 218L62 219ZM207 220H211V219L208 217ZM2 221H3V219H2ZM118 222H119V224H118ZM1 224H3V222H1L0 225ZM126 225H128V221L126 222ZM25 230H32V229H29V227H26ZM22 232H23L22 230H19L18 233H15L14 235L10 236L11 238L9 237V239H8L10 244H13V245L17 244V246H22L25 242L24 237H23L24 235ZM150 232H153L155 234H152ZM149 234H151L152 236H150ZM12 240H13V242H12ZM259 244H261V243H259ZM3 245H4V241H3V243H2V241H0V246H1L0 248H2ZM259 247L262 249L260 251L259 250H257V251L261 255V257H264V249H263L264 245L263 246L259 245ZM243 254L244 253L241 252L240 254H237L235 256L240 257ZM236 257H234V258H236Z\"/></svg>",
	"mask_w": 264,
	"mask_h": 264
}]
</instances>
